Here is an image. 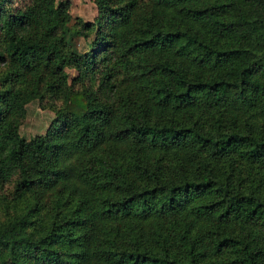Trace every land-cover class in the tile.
Instances as JSON below:
<instances>
[{
	"label": "trees",
	"instance_id": "16d2710c",
	"mask_svg": "<svg viewBox=\"0 0 264 264\" xmlns=\"http://www.w3.org/2000/svg\"><path fill=\"white\" fill-rule=\"evenodd\" d=\"M94 1L0 0V264H264V0Z\"/></svg>",
	"mask_w": 264,
	"mask_h": 264
},
{
	"label": "rangeland",
	"instance_id": "374dc122",
	"mask_svg": "<svg viewBox=\"0 0 264 264\" xmlns=\"http://www.w3.org/2000/svg\"><path fill=\"white\" fill-rule=\"evenodd\" d=\"M69 13L75 17H81L84 21H94L98 15L97 5L94 0H69ZM20 4V0H16ZM96 36L94 32L89 39L75 38L73 43L77 51L83 53L88 51L93 39ZM68 73V84L78 76L76 69H66ZM88 84L87 79L81 83H76L75 87H81ZM25 114L16 120L19 125V134L27 139L34 136H45L56 133L58 124L55 123V112L39 99H34L24 106Z\"/></svg>",
	"mask_w": 264,
	"mask_h": 264
}]
</instances>
